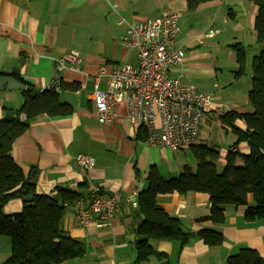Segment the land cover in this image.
<instances>
[{
  "label": "crops",
  "instance_id": "crops-1",
  "mask_svg": "<svg viewBox=\"0 0 264 264\" xmlns=\"http://www.w3.org/2000/svg\"><path fill=\"white\" fill-rule=\"evenodd\" d=\"M164 13L180 15L176 47L185 53L183 64L172 67L169 75L212 99L196 145L217 146L221 169L237 137L221 123L218 108H223V114L252 112L249 96L246 99L237 85L245 77L246 67L251 66L247 48L261 50L255 31L258 7L253 2L218 0L189 10L186 0H0V75H12L19 69L23 83L39 90L56 81V88L64 86L59 91L61 102L74 110L70 116L40 115L29 122L13 145L14 159L27 175L36 173L37 177L30 179L39 195L55 196L57 189H64L78 193V200L86 205L93 188L99 187L105 195L118 192L125 198L119 212L103 226L85 225L73 209L65 208L63 230L84 245V253L61 264H227L228 257L243 248L256 250L264 258V225L247 221L245 208L227 206L222 225L201 222L211 211L205 193L159 195L157 204L181 219L184 229L194 234L184 244L150 240L155 254L147 257L139 250L142 218L127 198L140 184L147 187L146 177L153 167L163 179L170 180L181 175L185 167L195 171L197 162L191 148L173 152L150 146L142 139L145 129L129 123L124 104L116 106L117 117L111 125L100 124L93 92L101 67L137 66L136 53L121 44L128 26ZM120 18L124 22L120 23ZM237 46L245 48L247 57L245 72L238 77ZM71 50L78 52L84 74L69 70L68 63L67 69L57 63ZM228 73L236 79L222 85L221 79L227 81ZM107 86L106 79L99 82L101 90ZM250 88L251 82L244 93ZM25 99L23 91L0 92V120L5 114L16 115ZM235 125L246 130L242 120ZM216 133H221L218 138L223 141H213ZM221 142L225 144L220 146ZM232 151L250 153L246 142ZM80 154L91 156L95 166L81 169L76 163ZM22 209L21 199L4 208L6 214ZM203 229L222 233L224 242L208 246L196 235ZM11 248L10 239L1 237L0 264L8 260Z\"/></svg>",
  "mask_w": 264,
  "mask_h": 264
},
{
  "label": "trees",
  "instance_id": "trees-1",
  "mask_svg": "<svg viewBox=\"0 0 264 264\" xmlns=\"http://www.w3.org/2000/svg\"><path fill=\"white\" fill-rule=\"evenodd\" d=\"M218 0H186L189 10ZM258 7L255 19L257 42L261 51L251 61V89L249 103L251 113L227 112L220 116L222 124L230 127L237 137L236 143L228 152L224 166L219 169L220 153L214 145H193L196 170L189 167L177 178L165 180L153 167L147 174V187L138 189L137 213L142 218L138 229L139 250L149 256L155 252L149 246L150 240L187 242L194 233L185 230L183 222L167 214L158 204L157 197L162 194L205 193L211 202L210 215L201 220L215 225L225 223L227 206L245 208V218L249 222L264 225V0H250ZM236 76H241L246 67V50L237 46ZM55 81L51 88L32 98L31 92L23 91L26 99L17 111V117L0 120V238L11 241V255L3 264H61L69 259L80 257L84 245L71 239L63 230L64 203H75L79 194L57 189L55 196L39 195L30 175L14 159L13 145L28 126L23 121H33L40 115L51 117L70 116L73 107L62 103ZM78 91V90H77ZM24 117V120L21 119ZM244 121L246 130L239 129L235 122ZM144 129V128H143ZM142 139H147L144 130ZM146 135V136H145ZM246 142L250 153L232 151L240 143ZM33 195V200L23 202L19 213L6 214L5 206L20 196ZM208 246L224 242L223 234L211 229L198 232ZM227 264H264L258 251L243 248L227 259Z\"/></svg>",
  "mask_w": 264,
  "mask_h": 264
},
{
  "label": "built area",
  "instance_id": "built-area-1",
  "mask_svg": "<svg viewBox=\"0 0 264 264\" xmlns=\"http://www.w3.org/2000/svg\"><path fill=\"white\" fill-rule=\"evenodd\" d=\"M113 11L118 15L116 7ZM179 19L178 13H164L130 24L122 44L136 53L138 65L127 64L112 70L101 67L95 77L93 92L100 124L111 125L117 117L116 106L124 104L129 123L139 124L145 129L146 142L150 146L164 147L173 152L196 144L213 106L210 96L199 92L195 86L181 84L169 75L172 67L181 66L185 60L184 51L176 47ZM122 22L124 20L120 18ZM57 63L64 69H67L68 63L69 70L84 74L77 51L66 52ZM102 79L108 82L105 90L99 88ZM217 113L222 116L223 108L219 107ZM76 163L83 170L95 166L94 159L85 154L78 155ZM137 197L138 190H135L127 198L136 211ZM124 201L121 193L105 195L99 187H95L86 205L78 200L60 206L73 209L85 225L96 223L103 226L119 212Z\"/></svg>",
  "mask_w": 264,
  "mask_h": 264
},
{
  "label": "water",
  "instance_id": "water-1",
  "mask_svg": "<svg viewBox=\"0 0 264 264\" xmlns=\"http://www.w3.org/2000/svg\"><path fill=\"white\" fill-rule=\"evenodd\" d=\"M2 91H28L31 92V97L34 98L39 96L45 90L33 89L32 87L27 86L25 83H23L22 78L20 77V70L16 69L13 71L12 75H8L6 72L0 75V92ZM4 117L7 119H13L16 118L17 115L5 114ZM23 123L25 126L29 125L28 120H24ZM36 177V173L32 172L31 179H34ZM32 184L34 185L36 183L33 181ZM139 188L142 189L143 184H140ZM18 199H21L23 202H30L33 200V195L23 198L19 196Z\"/></svg>",
  "mask_w": 264,
  "mask_h": 264
},
{
  "label": "rangeland",
  "instance_id": "rangeland-1",
  "mask_svg": "<svg viewBox=\"0 0 264 264\" xmlns=\"http://www.w3.org/2000/svg\"><path fill=\"white\" fill-rule=\"evenodd\" d=\"M122 44V43H121ZM256 47H254V46H251V51H249V48H247V50H248V58H247V60L250 62V61H252V58L255 56V55H257V54H259L260 53V49L258 50V51H256V49H255ZM135 56V55H134ZM136 58L138 59V57H137V55H136ZM138 65V64H137ZM250 72H251V69H250V65H248L247 67H246V74H245V77H243V79H241V82L237 85L238 86V88L240 89V91L242 92V94L244 95V96H246V99H248V96H249V92L247 93L246 92V94L244 93L245 91H247L248 90V87H249V85H250V82H251V74H250ZM228 75H229V78H228V80L227 81H225L224 79H221V81H222V85L224 84V85H228L229 83H231V82H233L235 79H236V77H233L232 76V74H229L228 73ZM242 77H240V78H242ZM235 78V79H234ZM225 82H224V81ZM227 82H229V83H227ZM251 89V88H250ZM221 134V133H220ZM220 134H219V136H220ZM218 136V133H216V134H214V138H213V141L215 142V143H217V141H223V139H222V137H220V138H218L219 137ZM225 144V142H221V143H219V145L220 146H223Z\"/></svg>",
  "mask_w": 264,
  "mask_h": 264
}]
</instances>
